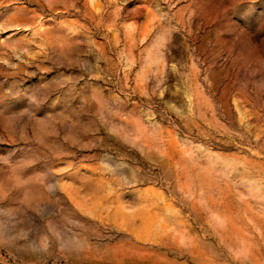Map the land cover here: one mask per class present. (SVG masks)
Returning <instances> with one entry per match:
<instances>
[{
	"label": "rangeland",
	"instance_id": "rangeland-1",
	"mask_svg": "<svg viewBox=\"0 0 264 264\" xmlns=\"http://www.w3.org/2000/svg\"><path fill=\"white\" fill-rule=\"evenodd\" d=\"M0 264H264V0H0Z\"/></svg>",
	"mask_w": 264,
	"mask_h": 264
}]
</instances>
